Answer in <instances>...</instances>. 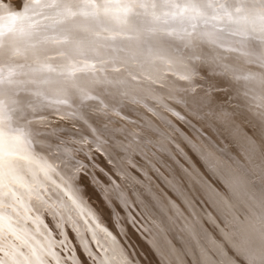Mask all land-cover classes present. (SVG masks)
I'll list each match as a JSON object with an SVG mask.
<instances>
[{
	"label": "snow or ice",
	"instance_id": "1",
	"mask_svg": "<svg viewBox=\"0 0 264 264\" xmlns=\"http://www.w3.org/2000/svg\"><path fill=\"white\" fill-rule=\"evenodd\" d=\"M225 82L264 131V0H20L19 7L0 0V264H84L66 226L91 264H133L84 200L86 189L82 195L74 174L60 167L74 158L62 151L66 142L57 137L58 155L44 143L51 116L91 128L88 110L127 119L116 111L127 103L184 145L177 143L181 163L146 116L139 131L92 129L101 145L103 135L123 134L110 163L151 223L158 264H264V189L249 188L215 151L162 115L199 137L170 102L199 117ZM197 87L199 99L189 95ZM154 143L171 163L152 165L160 183L143 172L146 186L134 174L144 167L134 157ZM113 185L106 193L126 204ZM253 209L262 214L258 225Z\"/></svg>",
	"mask_w": 264,
	"mask_h": 264
},
{
	"label": "bare ground",
	"instance_id": "2",
	"mask_svg": "<svg viewBox=\"0 0 264 264\" xmlns=\"http://www.w3.org/2000/svg\"><path fill=\"white\" fill-rule=\"evenodd\" d=\"M6 2L12 4L14 7H19L20 4V0L17 2L15 0H6ZM201 75H204V73H201ZM203 83V81L196 80L194 81V86L197 84L202 85ZM189 95L199 99L203 95V92L197 87V92L190 93ZM210 97V100L201 109L199 117H192L188 110L170 102L177 111H180L182 115H185L191 121V124L195 125V128L199 130V137H197V133L192 128L187 124L179 122L171 113L162 112V115L167 120H170L175 127L188 135L194 143L198 145L203 144L208 150L215 151L219 157L236 169L237 174L249 188L257 191L264 189V131H261L258 121L254 118L253 114L248 112L242 102L236 98L235 92L226 82L220 84L216 90L211 91ZM88 111V122L91 128L82 122H77L74 127L71 121H62L57 116H51L50 120L52 123L47 129V133L50 135L46 136L44 143L45 145L50 143L52 145L50 151H52L53 155H58L55 152V148L57 145H60V139L66 142L65 145H61V149L63 151L67 148L68 151L65 155H72L74 158L67 162V166L62 164L60 167L65 172L74 174V182L80 188L82 195L86 189L87 194L83 195L84 200L96 212L104 226L113 233L119 245L124 249L125 254L128 253L126 249L130 247L132 250H129L130 248L127 250L130 252L133 251L132 255L135 253L138 254H135L138 257L135 259L138 264H158L157 257L148 242L150 238L149 231L145 230V232L141 233L138 231L135 232L130 223L131 218L126 212L129 210L127 204L122 203L120 200L113 201L109 193L105 191V189H111L114 186L113 181H115L124 190L127 201L131 205H135L138 212L145 218L142 214V208L137 196L133 195V189L126 187V182L117 176L114 165L110 163L111 157L109 156V152L113 156L117 155L119 149L115 148L114 145L117 139H123V134L120 131H116L112 135L105 134L101 139L106 141V143L101 145V143L94 139L92 129H100L103 132L105 125H107L109 129L119 130L126 128L129 131H139L144 124L141 116H146L160 128L161 132L166 134L165 137H159V139L173 153H176L177 159H181L177 153V143L180 144L181 148L184 145L179 140L173 141L166 138L168 130L162 123L156 117H153L151 113L146 112L143 108H137L136 105L131 103H127L122 107H116V111H119L121 116L127 117V119H121L114 112H109L105 115L104 112ZM132 122H135V128L132 127ZM57 137L60 139H57ZM84 137H87V143L84 142ZM151 139L155 142L157 136H152ZM252 142H254V146ZM184 150L188 152L194 162H197L199 166L198 158L189 149L185 148ZM143 153L144 155L142 157L144 160L141 159V156L134 157V159L144 166L141 173L133 171L138 176V179L142 180L144 185L147 186L149 185V181L142 173L147 172V175L152 177V181L157 183L156 181L158 180L156 179L152 165L155 164L159 168L161 162L167 160L168 163H171V161L168 160L167 154L157 143L148 144L143 149ZM120 155H123V153H120ZM107 162L109 165L106 166L105 163ZM124 163L126 167H130L127 160ZM181 163H183L182 159ZM75 169H79V171H74ZM161 170L163 171V169ZM81 171L86 173V176L83 174L85 176L84 178L81 176ZM140 191L143 190L141 189ZM209 209L215 213L214 209ZM255 211L259 215L260 211ZM214 213L212 214L214 215ZM136 214H134L135 217ZM138 220L141 221V219ZM145 220L151 228L149 220L146 218ZM49 221H51V217H47L45 220L46 223ZM126 228L129 231L131 228L133 229L134 233L131 231V237L126 236V234L129 235L128 233L125 234L127 232ZM64 231L68 235L69 240L72 241L70 247L77 249V258L81 259L84 264H91L87 257L83 255L82 249L75 242L73 229L66 226ZM127 237H129L130 241ZM92 247L93 251H95V246L93 245ZM135 255L132 257L135 258ZM135 260H133V264H137L134 262Z\"/></svg>",
	"mask_w": 264,
	"mask_h": 264
},
{
	"label": "rangeland",
	"instance_id": "3",
	"mask_svg": "<svg viewBox=\"0 0 264 264\" xmlns=\"http://www.w3.org/2000/svg\"><path fill=\"white\" fill-rule=\"evenodd\" d=\"M16 2L18 1V0H15ZM141 159H143L144 160V158L141 156ZM105 165L107 166V165H109V163L107 162V163H105ZM101 170H103V169H101ZM83 171H81V176H83V178L86 176V173L85 172H83ZM103 172H105L104 170H103ZM85 176H84V175ZM83 178H82V180H83ZM84 181V180H83ZM157 183H160V181H156ZM127 206H128V209L129 210H127L126 212H127V215L131 218V224H132V226H133V229L135 230V232L136 231H138V232H145V230H148L149 231V229H150V225H148V223L146 222V220H145V218L138 212V210H137V208L135 207V205H131V203L130 202H128L127 201ZM207 207V206H206ZM255 210H257V209H253V211H252V216H253V220L255 221V223H259V221H260V219H261V212H259V215H258V213H257V211H255ZM208 211L209 212H211V213H214V212H212V210H210L209 208H208ZM129 212V213H128ZM135 212V213H134ZM136 213H138V214H136ZM257 213V214H256ZM134 214H136V217H135V215ZM214 215H215V213H214ZM135 218H134V217ZM137 217H138V219H141V221L140 220H138L137 219ZM256 217V218H255ZM257 220H259V221H257ZM134 224H136V225H134ZM258 225V224H257ZM138 227V228H137ZM132 229V228H131ZM130 229V231H129V229L128 228H126V231L127 232H125V234L126 233H128L129 235H127L126 234V236H130L131 237V233L133 232L134 233V231H133V229L131 230ZM132 231V232H131ZM128 239H129V237H127ZM129 241H130V239H129ZM126 245V244H125ZM128 246V245H127ZM125 247V246H124ZM130 247H128L127 249H129ZM126 249V252H128L127 254L130 256V258L132 259V261L133 260H135L136 258H138L137 257V253H135V254H137V255H135V254H133V255H135L136 257L135 258H133L134 256L132 255V253H133V251H129V250H132L131 248L129 249V250H127ZM130 253H131V255H130ZM126 254V255H127ZM133 256V257H132ZM135 263H137L138 264V262H136V260L134 261Z\"/></svg>",
	"mask_w": 264,
	"mask_h": 264
}]
</instances>
